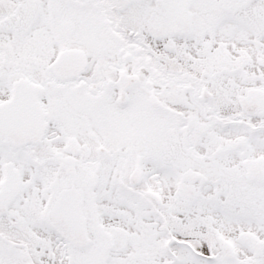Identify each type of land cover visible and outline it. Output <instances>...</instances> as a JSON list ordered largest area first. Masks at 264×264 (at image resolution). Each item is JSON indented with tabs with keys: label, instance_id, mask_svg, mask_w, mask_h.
I'll list each match as a JSON object with an SVG mask.
<instances>
[{
	"label": "snow or ice",
	"instance_id": "obj_1",
	"mask_svg": "<svg viewBox=\"0 0 264 264\" xmlns=\"http://www.w3.org/2000/svg\"><path fill=\"white\" fill-rule=\"evenodd\" d=\"M0 264H264V0H0Z\"/></svg>",
	"mask_w": 264,
	"mask_h": 264
}]
</instances>
